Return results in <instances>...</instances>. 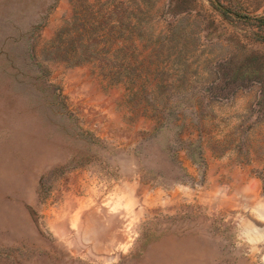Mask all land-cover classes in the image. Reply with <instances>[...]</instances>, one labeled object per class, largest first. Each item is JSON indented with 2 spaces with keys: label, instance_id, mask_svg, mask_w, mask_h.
<instances>
[{
  "label": "rangeland",
  "instance_id": "obj_1",
  "mask_svg": "<svg viewBox=\"0 0 264 264\" xmlns=\"http://www.w3.org/2000/svg\"><path fill=\"white\" fill-rule=\"evenodd\" d=\"M0 264H264V0H0Z\"/></svg>",
  "mask_w": 264,
  "mask_h": 264
},
{
  "label": "trees",
  "instance_id": "obj_2",
  "mask_svg": "<svg viewBox=\"0 0 264 264\" xmlns=\"http://www.w3.org/2000/svg\"><path fill=\"white\" fill-rule=\"evenodd\" d=\"M98 19L104 21L107 26L117 25V28L114 27L116 30L110 31L107 26L93 29V26L98 23ZM130 23L133 27H136V18H131ZM118 25L119 28L124 26L123 19L114 17L111 13L110 15L98 17L93 14L80 15L75 11L67 26L60 29L56 34L49 47V52L57 53L60 58L70 61L73 66L96 63L101 59L105 63H101L103 68H111V65H108L105 61L106 55L102 54L107 53L112 43L116 50L123 48L127 35L124 31L119 30ZM134 36L132 35V40Z\"/></svg>",
  "mask_w": 264,
  "mask_h": 264
}]
</instances>
